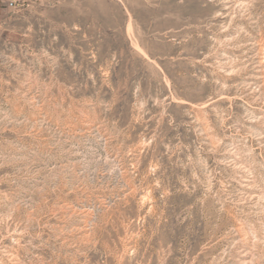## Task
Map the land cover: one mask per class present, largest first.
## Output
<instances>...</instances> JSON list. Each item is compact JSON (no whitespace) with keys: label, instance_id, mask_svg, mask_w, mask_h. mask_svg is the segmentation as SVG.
<instances>
[{"label":"rangeland","instance_id":"374dc122","mask_svg":"<svg viewBox=\"0 0 264 264\" xmlns=\"http://www.w3.org/2000/svg\"><path fill=\"white\" fill-rule=\"evenodd\" d=\"M0 264H264V0H0Z\"/></svg>","mask_w":264,"mask_h":264},{"label":"built area","instance_id":"2783aa9c","mask_svg":"<svg viewBox=\"0 0 264 264\" xmlns=\"http://www.w3.org/2000/svg\"><path fill=\"white\" fill-rule=\"evenodd\" d=\"M32 1L34 0H7V7L9 9H19Z\"/></svg>","mask_w":264,"mask_h":264}]
</instances>
